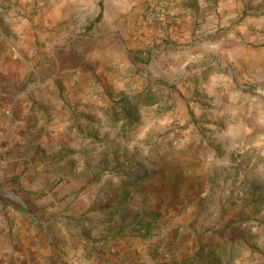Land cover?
Segmentation results:
<instances>
[{
	"label": "clouds",
	"instance_id": "9594fccd",
	"mask_svg": "<svg viewBox=\"0 0 264 264\" xmlns=\"http://www.w3.org/2000/svg\"><path fill=\"white\" fill-rule=\"evenodd\" d=\"M0 264H264V0H0Z\"/></svg>",
	"mask_w": 264,
	"mask_h": 264
},
{
	"label": "rangeland",
	"instance_id": "374dc122",
	"mask_svg": "<svg viewBox=\"0 0 264 264\" xmlns=\"http://www.w3.org/2000/svg\"><path fill=\"white\" fill-rule=\"evenodd\" d=\"M169 183H171V180ZM181 195L183 196V193H181ZM189 195H192V193H189ZM151 215L157 220L160 218L158 213H152ZM197 247H199V245H197ZM189 252H191V249H189Z\"/></svg>",
	"mask_w": 264,
	"mask_h": 264
}]
</instances>
